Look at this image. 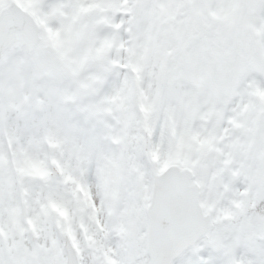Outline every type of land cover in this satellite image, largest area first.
<instances>
[{
    "label": "snow or ice",
    "instance_id": "snow-or-ice-1",
    "mask_svg": "<svg viewBox=\"0 0 264 264\" xmlns=\"http://www.w3.org/2000/svg\"><path fill=\"white\" fill-rule=\"evenodd\" d=\"M0 264H264V0H0Z\"/></svg>",
    "mask_w": 264,
    "mask_h": 264
}]
</instances>
